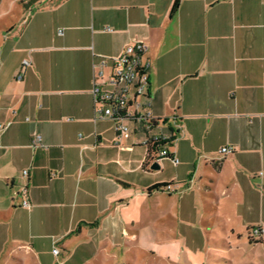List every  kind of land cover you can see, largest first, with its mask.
<instances>
[{
    "label": "crops",
    "instance_id": "1",
    "mask_svg": "<svg viewBox=\"0 0 264 264\" xmlns=\"http://www.w3.org/2000/svg\"><path fill=\"white\" fill-rule=\"evenodd\" d=\"M34 1L0 0V242L22 258L66 260L77 239L101 252L125 244L157 209L177 221L161 225L165 242L197 240L201 257L205 234L219 233L202 226L212 220L264 243L248 235L264 229V0H179L172 15L174 0ZM137 42L147 47L144 110L168 120L179 160L158 157L156 170L142 168L137 134L117 137L92 94ZM224 145L233 152L221 155ZM163 183L171 189L149 190Z\"/></svg>",
    "mask_w": 264,
    "mask_h": 264
},
{
    "label": "rangeland",
    "instance_id": "2",
    "mask_svg": "<svg viewBox=\"0 0 264 264\" xmlns=\"http://www.w3.org/2000/svg\"><path fill=\"white\" fill-rule=\"evenodd\" d=\"M42 1H34L30 4V7L45 6L51 0ZM14 5L17 8L21 7L18 1H15ZM172 223L174 221L168 222L162 219L160 210L154 209L147 216L141 215L139 217L134 232L125 237V244H116L111 250L104 249L101 252L97 245L98 243H93L95 244L93 246L88 240L83 242V240L77 239L73 243V255L66 260H64L62 255L52 256L46 251L37 259L30 256L22 258L17 252H14L10 241H6L4 236H2L0 242V264H82V251H86L90 255L94 254L96 257H86L87 263L84 264H191V262L186 261V258L190 259L193 264H264V243L250 245L246 241L247 235L244 234L241 238L232 236L230 227L223 228L221 220H212V224L209 223L214 225L212 227L208 226V224L202 225L208 231L212 230L216 224L219 228L218 234H205L203 247L204 249L210 248L211 251L209 250V253L203 254L202 257L197 255V253L202 251V247L198 245L199 241L197 240L191 238L190 240H180V242L178 239H172V241L165 242L161 225H170ZM221 238L231 244V248L225 246ZM83 244H86L87 247L83 248ZM174 246H178L180 250H182L181 246H184L188 257L182 254L179 248H174ZM95 247L96 249H94ZM172 247L176 250L168 249ZM214 248L217 250H212ZM78 252L79 254H76ZM166 256H168L167 259Z\"/></svg>",
    "mask_w": 264,
    "mask_h": 264
},
{
    "label": "built area",
    "instance_id": "3",
    "mask_svg": "<svg viewBox=\"0 0 264 264\" xmlns=\"http://www.w3.org/2000/svg\"><path fill=\"white\" fill-rule=\"evenodd\" d=\"M20 2H30L31 0H19ZM147 47L142 42H137L124 49L123 54L114 60V71L109 79V88L103 90L101 86L94 84L92 94L96 104V113L100 117H108L114 124L116 136L129 137L137 134L138 145L143 147L163 144L157 150L158 157H167L174 164L179 160L168 149V144L172 142L173 131L168 120L154 118L150 111L144 110L149 103L146 96L147 87V61L144 59ZM103 64V62H102ZM23 65H28L26 60ZM131 118L129 124L128 120ZM177 118L174 117V121ZM32 144L42 145L38 135L32 137ZM233 152L232 146H222L221 155H228ZM27 171L23 174L26 175ZM167 191L170 185L164 187ZM28 201L21 203L22 207L27 206ZM249 236L252 239H264V229L262 227L250 228ZM52 253L57 255L58 249H52Z\"/></svg>",
    "mask_w": 264,
    "mask_h": 264
},
{
    "label": "trees",
    "instance_id": "4",
    "mask_svg": "<svg viewBox=\"0 0 264 264\" xmlns=\"http://www.w3.org/2000/svg\"><path fill=\"white\" fill-rule=\"evenodd\" d=\"M178 6H179V0H174L173 7H171V11H170L171 15L176 12ZM128 122L130 124L131 118H129ZM170 144H168V146ZM162 145L163 144L159 143V144H156L154 147L153 146L144 147L146 150H145V159L143 161L142 168L148 167L149 164H151V163H153L154 161L157 160L158 156H157L156 153H157V150L159 149V147L162 146ZM166 186H167L166 183L158 184V185L153 186L152 188H149V190L152 191V190L164 189V187H166ZM248 235H249V230H248ZM249 238H250V236H249ZM250 241L260 242L261 240H256V239L250 238Z\"/></svg>",
    "mask_w": 264,
    "mask_h": 264
},
{
    "label": "water",
    "instance_id": "5",
    "mask_svg": "<svg viewBox=\"0 0 264 264\" xmlns=\"http://www.w3.org/2000/svg\"><path fill=\"white\" fill-rule=\"evenodd\" d=\"M158 163H157V161L156 162H153V163H151L150 165H149V168L150 169H152V170H156V169H158Z\"/></svg>",
    "mask_w": 264,
    "mask_h": 264
}]
</instances>
